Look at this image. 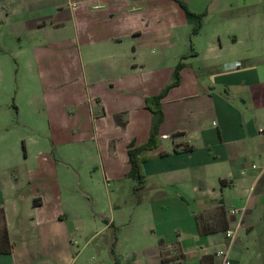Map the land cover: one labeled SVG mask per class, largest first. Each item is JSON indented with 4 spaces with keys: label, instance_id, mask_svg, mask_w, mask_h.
Listing matches in <instances>:
<instances>
[{
    "label": "crops",
    "instance_id": "crops-1",
    "mask_svg": "<svg viewBox=\"0 0 264 264\" xmlns=\"http://www.w3.org/2000/svg\"><path fill=\"white\" fill-rule=\"evenodd\" d=\"M179 2L203 14L196 32ZM178 62L136 188L128 149L148 140L145 100ZM1 87L0 207L12 247L0 264H114L85 254L92 236L75 252L73 224H140L121 238L150 243L140 264H220L214 252L226 245L231 264H264V229L253 236L264 220V0H0ZM87 196H105L107 209L90 213ZM239 221L230 243L224 231Z\"/></svg>",
    "mask_w": 264,
    "mask_h": 264
},
{
    "label": "rangeland",
    "instance_id": "rangeland-1",
    "mask_svg": "<svg viewBox=\"0 0 264 264\" xmlns=\"http://www.w3.org/2000/svg\"><path fill=\"white\" fill-rule=\"evenodd\" d=\"M26 38L24 35H21V39L18 41H14L12 46H8L9 50L11 52H14L11 55H15V46H17L18 43H21L22 41H25ZM14 69H13V76H12V88H11V95L20 97L23 94V84L22 80L24 79L23 77V68L20 63H15L14 62ZM0 91H2V87L0 88ZM34 92H35V97L36 100H40V86L38 82H35L34 84ZM93 168H86L83 169L81 172L82 179H87L92 175ZM84 181L82 180V184L80 185V181L77 178L76 180V188L77 190L84 189ZM80 196V195H78ZM82 196V195H81ZM86 200V205L88 207V210L90 213H95L98 209V206H102L105 209H107V201L106 197L102 196L99 198L95 199L94 205L92 202L91 196H87L85 198ZM80 217V216H79ZM77 218V217H76ZM258 227L254 230L253 236L258 237L262 236L261 232L264 229V220L258 223ZM81 226L84 228L83 230L76 228V226ZM115 228H110L108 230L106 229H100L97 228L96 224H73V230L75 233H78V236H76V241L73 242V249L74 251L78 252L81 249V246L84 242V240L89 239L91 236L92 238L89 240L90 247L87 248V251L85 254L94 255L96 259L98 260H107L106 258H110V256L113 257L114 264H140L142 259L140 258L141 256L139 255L140 250L144 245H150L149 242H147L144 239L138 238L137 240H132V241H127L122 243L121 238H124L123 235L128 231L129 233L132 234H138L140 233L139 227L140 224H130V227H120L118 225H115ZM82 233V234H80ZM83 237H82V236ZM81 237V238H79ZM96 247L97 251H93L91 253L90 248ZM83 252V251H82ZM116 257H115V256ZM111 257V259H112ZM117 260V261H116ZM174 260L166 259L163 262H160V264H176Z\"/></svg>",
    "mask_w": 264,
    "mask_h": 264
},
{
    "label": "trees",
    "instance_id": "trees-1",
    "mask_svg": "<svg viewBox=\"0 0 264 264\" xmlns=\"http://www.w3.org/2000/svg\"><path fill=\"white\" fill-rule=\"evenodd\" d=\"M179 3L185 11L187 20L189 22H194L197 24L196 28H194L193 30V33L196 32L198 28L200 27L201 18L203 14H196L192 12L191 10H189V8L182 2H179ZM182 65L183 64L181 62H178L176 64L174 68V72H173V80L169 85H167L164 88L162 93L156 96L147 97L145 100L146 107L153 114V122H152L151 131H150L148 140L145 143H142L138 146L131 145L130 148L128 149V156H129V163H130V170L128 172V176L134 178L137 181L136 188L141 187L144 183L142 163L147 159V155L145 154V152L148 150L155 149L160 143L159 139L157 138L158 127L162 121V110L160 107L159 100L161 99V97L163 96V94L166 92L167 89H169L171 86H174L178 83L179 71L182 68ZM174 150H177V148L174 147ZM11 247L12 246L8 238L7 227L5 224L4 210L3 208L0 207V254L10 253Z\"/></svg>",
    "mask_w": 264,
    "mask_h": 264
},
{
    "label": "built area",
    "instance_id": "built-area-1",
    "mask_svg": "<svg viewBox=\"0 0 264 264\" xmlns=\"http://www.w3.org/2000/svg\"><path fill=\"white\" fill-rule=\"evenodd\" d=\"M231 214L234 215H241L244 212V209H237V208H231L229 210ZM240 224V221L238 222L237 226L235 227H228L225 231L224 234L226 238L229 239V242L231 243L234 238L237 235V230H238V225ZM229 243V244H230ZM214 255L218 258H220V264H231V259H230V248L229 245H226L225 247L219 248L214 252Z\"/></svg>",
    "mask_w": 264,
    "mask_h": 264
}]
</instances>
